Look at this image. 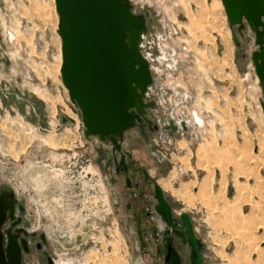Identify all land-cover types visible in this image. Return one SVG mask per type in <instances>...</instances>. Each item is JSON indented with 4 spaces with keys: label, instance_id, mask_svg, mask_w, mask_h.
Here are the masks:
<instances>
[{
    "label": "rangeland",
    "instance_id": "rangeland-1",
    "mask_svg": "<svg viewBox=\"0 0 264 264\" xmlns=\"http://www.w3.org/2000/svg\"><path fill=\"white\" fill-rule=\"evenodd\" d=\"M156 3L183 31L170 35L179 55L193 60L187 113L208 123L199 142L182 137L166 159L154 156L144 127L128 131L120 151L111 138H87L61 78L55 0H0V195L16 200L17 226L30 234L22 264H169L166 237L145 214L156 204L152 181L178 219L189 216L205 264H264V94L248 54L254 36L236 48L221 0ZM187 83L177 84L191 95ZM122 150L150 180L121 173ZM170 244V264H197L185 232L174 231Z\"/></svg>",
    "mask_w": 264,
    "mask_h": 264
},
{
    "label": "water",
    "instance_id": "water-1",
    "mask_svg": "<svg viewBox=\"0 0 264 264\" xmlns=\"http://www.w3.org/2000/svg\"><path fill=\"white\" fill-rule=\"evenodd\" d=\"M221 1L236 48H243L239 39L246 37L248 29L255 37L256 48L251 59L264 94V0ZM55 2L58 33L62 39L61 78L81 113L85 136L104 142L111 138L117 144L118 139L125 140L127 132L137 127L155 128L151 119L155 102L149 98L155 79L148 59L150 55L145 50L153 16L135 11L130 0ZM180 126L186 133L189 124L180 120ZM167 129L172 136L178 135L175 125ZM146 142L151 146L148 135ZM155 186L160 199L158 210L165 213L170 222L171 212L163 191L158 184ZM15 211L16 200L8 194L0 195V264H22V253L29 251L26 239L29 232L17 227L12 233L21 221ZM7 217L14 223L5 247L1 229ZM181 218L197 252V264H205L189 216L184 213ZM21 235L24 237L20 238ZM40 238L44 240L45 235L41 233ZM49 264H54V260H49Z\"/></svg>",
    "mask_w": 264,
    "mask_h": 264
},
{
    "label": "built area",
    "instance_id": "built-area-1",
    "mask_svg": "<svg viewBox=\"0 0 264 264\" xmlns=\"http://www.w3.org/2000/svg\"><path fill=\"white\" fill-rule=\"evenodd\" d=\"M130 2L133 5L135 11H145L153 16L149 23V36L145 38V50L150 55L148 59L150 61L151 70L155 79V86L149 92L150 100L155 102V109L151 111V119L153 122H155L154 125L156 131L151 139V145L153 146L154 153H156V155L166 159L167 156L171 154L170 150H172V152L175 150L177 151L176 141L182 139V137H185L188 141L192 140L196 143L199 142L202 138V134H204V132L207 130L208 123L206 120H195L194 122V120L189 115H187L186 111L182 114L180 112V118L175 116V119H166V113L163 112L161 100H167L166 105L171 108L172 113L173 109H176L178 106L182 107L183 105L187 104L189 100L191 101L192 98L195 99L196 89L193 87V93L190 95V92L185 91L183 88L177 85L165 87V83L161 79V75L162 73L166 75L168 72L178 75L184 70L188 73H191L190 71L193 66H191V64H193V60L191 63H189L186 60L187 57H185V60L180 57L179 50L177 47H175L176 45L174 46L170 35H178L179 38H181L180 35L183 31L177 24H174V21L172 22L170 18L167 17L163 10L159 11L156 0L153 1L154 4L156 3V5H153V3L150 4L148 0H130ZM177 13V16H182L181 12ZM169 23H172L175 26V30L177 31L176 33L170 31ZM164 42H166L165 44H169L170 42L172 46H170V44L165 46ZM183 48L185 51H189L190 57L192 59V49H190L186 43L183 44ZM158 69H161L162 71L159 72ZM170 96L173 98L171 105L169 103ZM180 120H183L189 124V128L186 133L180 126ZM171 124L176 126L175 133L178 135L172 136L170 130L167 129V126ZM196 124H198L199 127ZM179 150L181 151V149ZM204 258L208 259V256L204 255Z\"/></svg>",
    "mask_w": 264,
    "mask_h": 264
},
{
    "label": "flooded vegetation",
    "instance_id": "flooded-vegetation-1",
    "mask_svg": "<svg viewBox=\"0 0 264 264\" xmlns=\"http://www.w3.org/2000/svg\"><path fill=\"white\" fill-rule=\"evenodd\" d=\"M153 123L155 124V122H153ZM147 130H148V135H149L150 141H151L153 135L155 134L156 129L155 128H149ZM117 142H118L117 144L119 146H117V144L112 140L111 141L112 147L114 146V148L116 150H118V151H120L121 148L124 149V146H125L124 143H125V141L121 142V140L118 139ZM151 148L153 149V146L152 145H151ZM152 152H153L154 156H156L158 159H160V156L159 155H156L154 153V149H153ZM120 155H121V157H120L121 164H120V166H118V169L121 171V173L127 172V171H130V172L133 171L134 173L136 172V173L143 174L146 178H148L150 180L148 174L146 173L147 172L146 169L141 168V167H133L128 162L127 155L123 152V150H122V153ZM152 183H153V187H154V193H155L154 194V197L156 199V204H155V206L153 208L147 206L145 208V211H146L145 214H146V217L148 218V221L149 222L159 223L158 227H159L160 231H163L162 234L164 233L163 236L166 237V240L165 241L167 242V245H169V248L168 249H169L170 252H169V260L168 261H169V264H170L172 262V258L174 257V255H173L174 249L172 248V246L170 244L173 232L174 231H182V232H185L186 235H187V237H188V233H187V230L185 228L183 219L181 218L182 214H180V218L179 219L176 217L175 209L173 207V202H171L169 200V198L166 196L165 192L163 191V189H165V188L161 185L160 181H159V184L158 183H155L154 181H152ZM156 184H158L161 187V189L163 191L164 201H165V203L170 208L171 217H172L171 220H170V222L167 220V218L165 216V213H162V212H160L158 210V207L160 206V199L157 196V191H156V186H155ZM129 187L132 188L133 187L132 184H129ZM147 196L148 195L146 194L145 197H147ZM129 205H128V207H129ZM13 223H14L13 220L10 217H7L6 220H5V222H4V224L2 225V229L1 230H2V232L4 234V238H5V240H4V246L5 247L8 245V241H9L8 234H9V230L12 227ZM17 227L18 226H16L15 228L12 229L13 230L12 233H15ZM193 229H194V227H193ZM152 230L154 232V229H152ZM163 236L159 232H156V238L157 237L161 238ZM22 237H24V236L21 235L20 238H22ZM26 239H27L28 245H29L30 242L28 240V237H26ZM199 242H201V241L198 240V243ZM39 246H41V245L38 244V247ZM192 247H193V245H192ZM29 249H30V245H29ZM193 249L195 250L194 247H193ZM198 250H199V247H198ZM195 252H196V250H195ZM199 252H201V250H199ZM24 253L25 252L22 253V261H23ZM49 260H52V258H49L48 259V263H49Z\"/></svg>",
    "mask_w": 264,
    "mask_h": 264
},
{
    "label": "bare ground",
    "instance_id": "bare-ground-1",
    "mask_svg": "<svg viewBox=\"0 0 264 264\" xmlns=\"http://www.w3.org/2000/svg\"><path fill=\"white\" fill-rule=\"evenodd\" d=\"M154 1V0H153ZM153 1H151V0H148V2L151 4V3H153ZM223 4V3H222ZM153 5H156V3L154 4L153 3ZM224 7V6H223ZM168 13L166 12V15H167ZM227 17V16H226ZM170 29V28H169ZM171 31V30H170ZM8 37H9V39H11V38H13L14 37V34H12V32H8ZM250 36V37H252L253 38V34H251L250 33V30L248 29L247 30V32H246V36ZM15 38V37H14ZM254 39H255V37H254ZM164 43H166V42H164ZM166 46V45H165ZM165 48H168V47H165ZM254 49L253 48H251V50H250V52L248 53L249 54V56L251 57V54H252V51H253ZM180 56H182V59L183 60H185V57H184V55L182 54V53H180ZM251 61H252V59H251ZM252 63H253V61H252ZM254 65V64H253ZM255 67V66H254ZM158 71L159 72H161L162 70L161 69H158ZM168 75H172V77H171V79H172V83L171 84H169V82H167L166 81V79H167V77H168ZM191 77H193L192 76V74L191 73H188V72H186L185 70L184 71H181V73L180 74H178V75H174V74H171V73H167L166 75L164 74V73H162V75H161V79L164 81V83H165V87H171V86H174V85H177L178 86V84L177 83H179V82H181V81H184V82H189V83H191L192 82V79H191ZM258 77V76H257ZM189 83H187L188 85H190L191 87H193V85L192 84H189ZM171 102H172V97L170 96L169 97V103H170V105H171ZM166 103H167V100L166 99H164V101H162L161 100V106H162V108H163V112L164 113H166V115H165V117H166V119L168 120V119H170V118H172V119H175L176 117L175 116H177V118H180L181 117V115H180V112H181V114L183 113V112H187V105L188 104H185V105H183L182 107H177L176 109H173V111H172V113H171V108L169 107V106H167L166 105ZM187 115H189L188 113H187ZM190 116V115H189ZM191 117V116H190ZM192 118V117H191Z\"/></svg>",
    "mask_w": 264,
    "mask_h": 264
},
{
    "label": "trees",
    "instance_id": "trees-1",
    "mask_svg": "<svg viewBox=\"0 0 264 264\" xmlns=\"http://www.w3.org/2000/svg\"><path fill=\"white\" fill-rule=\"evenodd\" d=\"M198 244H199V250H201L203 244L201 242H199Z\"/></svg>",
    "mask_w": 264,
    "mask_h": 264
}]
</instances>
